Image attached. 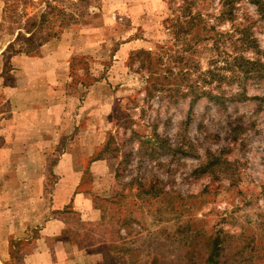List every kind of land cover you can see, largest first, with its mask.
Here are the masks:
<instances>
[{
	"label": "rangeland",
	"instance_id": "374dc122",
	"mask_svg": "<svg viewBox=\"0 0 264 264\" xmlns=\"http://www.w3.org/2000/svg\"><path fill=\"white\" fill-rule=\"evenodd\" d=\"M234 1L0 0V264H264V17Z\"/></svg>",
	"mask_w": 264,
	"mask_h": 264
},
{
	"label": "trees",
	"instance_id": "16d2710c",
	"mask_svg": "<svg viewBox=\"0 0 264 264\" xmlns=\"http://www.w3.org/2000/svg\"><path fill=\"white\" fill-rule=\"evenodd\" d=\"M223 1V3H224V1L225 2H227V3H230V2H232L233 4H235V1L234 0H222ZM190 2L191 1H188L187 2V5H186V7H185V11L187 10V8H188V5L190 4ZM254 3L257 5V7L259 8V11H260V13L261 14H263V17H264V0H255L254 1ZM233 8V7H232ZM233 10V9H232ZM45 16V14H42L41 15V18H43ZM186 16L188 17V16H190V15H187L186 14ZM205 16H206V14H205ZM204 16V13L202 12V11H198L197 12V16L196 17H189V19L191 20V21H199V23H204V21H205V19L206 18H204L205 17ZM186 20V19H185ZM190 20L188 21V22H190ZM167 22H169V28H170V31L175 35H177V33H178V30L179 29H181L182 28V24L183 23H185L186 21H184V19H183V17L182 16H175V17H173L171 20H169V21H167ZM200 26H201V30L202 29H205V27L206 28H208V26H207V24H205V25H201L200 24ZM249 42H252V41H249ZM24 50V49H23ZM159 70V69H158ZM160 75V73H158V71H153V70H150V73H149V76H148V79H149V81L150 80H154V79H156V77H158ZM172 75V74H171ZM185 74H183V75H180V77L181 76H184ZM164 78H167V77H165L164 76ZM197 86V85H196ZM195 86V87H196ZM194 87V92L196 91V88ZM198 88H200V89H202L203 87H198ZM217 98H219V97H217V96H213V99L214 100H217Z\"/></svg>",
	"mask_w": 264,
	"mask_h": 264
},
{
	"label": "crops",
	"instance_id": "0c3cea01",
	"mask_svg": "<svg viewBox=\"0 0 264 264\" xmlns=\"http://www.w3.org/2000/svg\"><path fill=\"white\" fill-rule=\"evenodd\" d=\"M40 219V215H39V217H38V220ZM1 259V258H0Z\"/></svg>",
	"mask_w": 264,
	"mask_h": 264
}]
</instances>
